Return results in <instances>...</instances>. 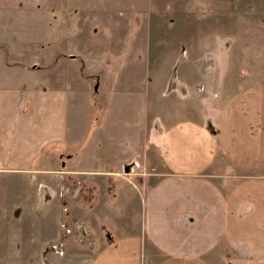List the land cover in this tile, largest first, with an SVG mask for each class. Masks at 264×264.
Masks as SVG:
<instances>
[{
    "label": "rangeland",
    "instance_id": "1",
    "mask_svg": "<svg viewBox=\"0 0 264 264\" xmlns=\"http://www.w3.org/2000/svg\"><path fill=\"white\" fill-rule=\"evenodd\" d=\"M51 3L49 14L56 7L62 17L56 24L46 18L32 20L28 37L44 38L53 48L45 57L41 52L38 69L43 72L37 83L68 91L69 125L75 135L47 153L54 157L47 167L65 171L61 179L56 174L54 186H38L21 175L0 180V251L5 252H0V264H43L45 251L60 250L61 241L67 247L59 261L84 264L75 244L67 250L78 236L72 225L85 219L103 194L107 200L103 180L98 182L97 201L87 194L89 157L96 166L108 168L115 157L130 170L142 145L146 151L154 145L147 141L157 118L164 125L191 118L210 123L213 118L214 126L229 123L238 129L240 117L251 116L247 123L253 138L264 135V0ZM28 53L30 58L35 55ZM103 139L119 144L108 146ZM132 180L143 191L151 182ZM260 181L251 179L250 186ZM129 199L139 203L135 194ZM134 214L127 225L132 234L128 230L124 235L139 236V209ZM103 262L100 258L96 264Z\"/></svg>",
    "mask_w": 264,
    "mask_h": 264
},
{
    "label": "crops",
    "instance_id": "2",
    "mask_svg": "<svg viewBox=\"0 0 264 264\" xmlns=\"http://www.w3.org/2000/svg\"><path fill=\"white\" fill-rule=\"evenodd\" d=\"M51 4L0 0V180L21 175L38 186H54L56 174L61 179L65 172L47 167L54 158L47 153L75 135L69 125V93L37 83L43 72L38 69L41 52L45 57L53 48L44 38L28 37L32 20L62 17L56 7L49 14ZM30 51L35 52L33 58ZM248 118L240 117L238 129L229 123L214 126L213 118L210 123L191 118L168 125L157 118L147 141L154 145L149 151L142 145L130 170L126 161L119 165L115 157L110 168L96 166L89 157L86 172L92 180L87 194L97 201L98 182L103 180L107 200L103 194L85 219L74 220L78 236L70 241L68 252L75 244L84 264H96L100 258L104 264H239L240 259L243 264L264 263V181L250 186L251 179L264 180V135L253 138ZM110 141L111 146L119 144ZM116 165L121 168L114 169ZM132 179L151 182L143 191ZM133 194L139 203L132 204ZM112 199L115 206L109 205ZM135 209L139 236L124 235ZM61 243L60 250L50 247L51 252H43V264H62L58 256L67 245Z\"/></svg>",
    "mask_w": 264,
    "mask_h": 264
}]
</instances>
